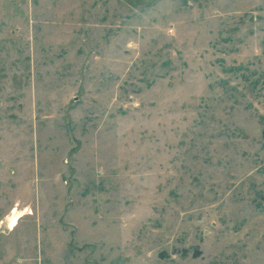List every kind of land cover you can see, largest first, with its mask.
Listing matches in <instances>:
<instances>
[{
	"label": "rangeland",
	"instance_id": "rangeland-1",
	"mask_svg": "<svg viewBox=\"0 0 264 264\" xmlns=\"http://www.w3.org/2000/svg\"><path fill=\"white\" fill-rule=\"evenodd\" d=\"M0 264H264V0H0Z\"/></svg>",
	"mask_w": 264,
	"mask_h": 264
}]
</instances>
